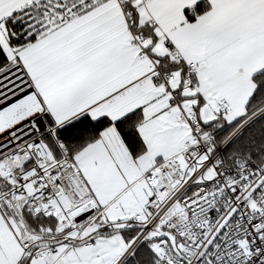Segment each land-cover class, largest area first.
<instances>
[{
	"label": "snow or ice",
	"instance_id": "1",
	"mask_svg": "<svg viewBox=\"0 0 264 264\" xmlns=\"http://www.w3.org/2000/svg\"><path fill=\"white\" fill-rule=\"evenodd\" d=\"M0 264H264V0H0Z\"/></svg>",
	"mask_w": 264,
	"mask_h": 264
}]
</instances>
